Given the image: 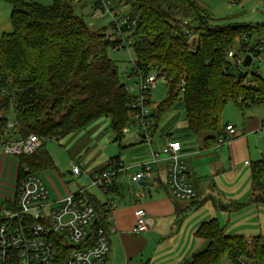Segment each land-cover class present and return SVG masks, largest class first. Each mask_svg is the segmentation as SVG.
<instances>
[{
	"label": "trees",
	"instance_id": "16d2710c",
	"mask_svg": "<svg viewBox=\"0 0 264 264\" xmlns=\"http://www.w3.org/2000/svg\"><path fill=\"white\" fill-rule=\"evenodd\" d=\"M74 1L52 0L45 5L4 0L11 7L12 30L0 35V136L15 140L34 135L42 140L36 153L18 158V182L25 168L38 175L57 170L46 148L48 141L59 142L107 117L115 141L120 142L133 115L126 83L109 58L115 43L107 41L104 33L110 25L92 30L74 13ZM102 1L109 2L116 14L127 8L137 21L132 35L135 68L145 75L156 72L166 82L167 97L150 114L151 124L145 131L149 136L178 107L185 113L189 132L206 133L205 143L215 145L226 135L229 124H224L223 115L228 104L243 118L251 108L264 104V80L258 73L235 72L228 57L232 49L251 53L254 48L245 37L263 36L264 24L211 27L210 15L197 0ZM102 1L94 3L93 12L103 9ZM240 72H244L242 78ZM181 81L185 82L183 93ZM10 108L15 133L5 118ZM113 160L115 164L100 171L118 169V158ZM263 174L264 160L252 168L254 192L263 189ZM92 200L99 216L96 229L109 227L101 200ZM184 217L178 214V222ZM196 236L205 247L185 264H222L226 258L240 264L244 256L264 264V238L250 242L229 236L215 220L201 225Z\"/></svg>",
	"mask_w": 264,
	"mask_h": 264
},
{
	"label": "crops",
	"instance_id": "0c3cea01",
	"mask_svg": "<svg viewBox=\"0 0 264 264\" xmlns=\"http://www.w3.org/2000/svg\"><path fill=\"white\" fill-rule=\"evenodd\" d=\"M8 6L1 10L6 12L5 18H0L1 34L12 30L7 16L11 7ZM249 112L251 117L241 129L231 122H224L234 125L238 132L230 143L221 146L217 143L207 145L208 134L194 136L188 128L182 129L185 130L183 134H180L182 130L178 132L174 128L177 137L172 136V129L164 130L162 138L165 141L161 140L156 148L151 144V138L157 132L150 134L151 138L143 132L138 139H129L126 133L131 130L127 129L119 142L115 141V134L110 129V119L102 117L61 140L67 169L59 168L61 157H52L59 167L52 170L58 177L48 182L51 188L53 186L54 195L43 182L49 191V200L57 202L88 185L87 180L81 179L74 190L67 182L60 191L54 187V183L65 181L62 178H74L72 169L75 165L80 166L84 175H91L115 164L113 159L118 158V164L125 170L118 173L114 190L109 195V199L117 204L112 213L116 231L110 236V253L105 264H185L193 254L203 250L205 243L196 233L201 225L212 220L217 221L229 236L246 240L264 238V201L255 200L257 197L264 199V174L263 189L254 192L252 188L253 165L264 160V128L260 135L257 133L264 120V104ZM173 141L182 144L181 153L196 192V198L190 202L175 199L168 188V162L162 151ZM148 142L150 151L146 150ZM153 153L156 162L152 163L149 178L137 182L136 173L142 164L152 160ZM18 168V158L0 154V212L14 199L12 191L16 192ZM139 209L146 211L153 224L146 233L135 236L131 231ZM178 214L185 215L181 222H178Z\"/></svg>",
	"mask_w": 264,
	"mask_h": 264
},
{
	"label": "built area",
	"instance_id": "2783aa9c",
	"mask_svg": "<svg viewBox=\"0 0 264 264\" xmlns=\"http://www.w3.org/2000/svg\"><path fill=\"white\" fill-rule=\"evenodd\" d=\"M102 1V0H101ZM233 5L236 0H232ZM103 9H98L92 15L96 19L111 16L110 26L104 35L109 42H114V51L132 47L133 33L137 21L129 13H114L110 11L109 2L102 1ZM263 36L245 40L254 50L245 54L232 49L228 52L232 70L243 67L246 56L251 57V64L264 63V27ZM127 76L126 89L131 96L130 107L133 115L143 128L144 132L151 124L150 103L151 91L161 78L156 72L145 75L135 68V63ZM185 82L181 81V93L184 92ZM264 120L257 131L261 134ZM8 129L17 131L15 125L8 123ZM234 125L226 126V135L218 138L217 145L230 143L237 135ZM4 136V137H3ZM0 136V154L11 157L33 155L42 145V140L34 135L26 138L8 140L6 135ZM182 144L173 141L163 148L167 167V184L169 191L177 200L191 201L196 192L182 156ZM156 162L153 153L152 160L140 166L135 175L137 182L149 178L152 163ZM103 170L91 175H84L79 165L72 169V175L88 181L87 186L67 195L57 202L49 200V191L38 174L25 168L23 175L16 186L13 201L5 205L0 212V264H105L110 253V236L116 231L113 225L112 213L117 204L109 199L110 189L115 185L118 173L125 168ZM99 191L103 199L96 196ZM97 197L105 211L109 227L97 228L99 216L92 198ZM152 220L144 209L136 212V222L131 233L139 236L152 227ZM250 241V240H249ZM240 264H254L248 257H241ZM259 264V263H258ZM263 264V263H262Z\"/></svg>",
	"mask_w": 264,
	"mask_h": 264
},
{
	"label": "rangeland",
	"instance_id": "374dc122",
	"mask_svg": "<svg viewBox=\"0 0 264 264\" xmlns=\"http://www.w3.org/2000/svg\"><path fill=\"white\" fill-rule=\"evenodd\" d=\"M31 2H38L41 4L49 5L52 4V0H26ZM97 0H75L73 4L74 13L81 17L87 25L92 30H100L102 28H105L106 26H109L112 20L111 16H107L105 18L101 19H94L91 15L95 13L93 12V5ZM197 2L200 4L201 7H203L208 15H210L211 19L209 20V25L211 27H225V26H231V25H249V26H259L264 24V0H237L236 4L233 5L232 0H197ZM8 5L4 2V0H0V18H5L6 12H2L1 10L3 8L6 9ZM9 7V6H8ZM122 11L127 14L128 9L124 8ZM8 20L10 19V14L7 15ZM7 19V18H6ZM11 28V26H10ZM1 35V33H0ZM109 58L114 61L116 67L118 68V73L120 75V79L122 82L127 84V76L130 74L134 61H135V54L132 49V47L124 48L119 51L110 50L109 51ZM245 73L255 74L258 73V75L264 80V63L261 65L254 64L253 68H243L242 69ZM235 72H237L235 70ZM151 104H150V110L152 112H155L156 107L158 104L163 102L167 97V87L166 82L164 79H159L157 82L156 87L151 91ZM3 116L0 114V118ZM251 117V112H247L245 118L242 117V115L237 111L235 106L233 104H228L227 107L224 110L223 115V121L224 122H231L237 126L238 129H241L244 125V123H247V118ZM5 118L8 120V123H14L15 121V114L13 108H10L9 112L5 115ZM252 120V119H251ZM249 121V120H248ZM186 121H185V113L182 111V109H178V107L174 108L171 112H169L166 116L163 117L162 121L159 124L158 129L156 130V135L149 136L151 138V144H153L154 148H156L160 141H165L164 138H162V133L165 130L168 132L169 129H172V136L177 137L178 132L182 129H187L185 127ZM168 125V126H167ZM167 126V127H166ZM166 127V128H165ZM174 128H177L175 131ZM131 130L129 133H126L129 139H138L144 132L143 128L140 126L137 119L134 117V115H130V121L128 124V128ZM128 131V130H127ZM165 132V133H166ZM183 134L185 130L181 131ZM138 137V138H137ZM61 141H48L46 148L49 151L50 155L53 158H62L61 166L59 167L61 170H66V158H65V151H63L61 146ZM150 142L147 143L146 150L150 151ZM117 148H119V145L117 144ZM56 162V161H55ZM57 167V166H56ZM57 167V168H58ZM65 174V173H64ZM58 177L54 175L52 171H46L42 175H40V178L42 181L47 185V187L50 189L51 194L54 195V189L49 186L48 182L51 180H55V178ZM62 177V176H60ZM82 178H72L67 179L66 177L62 180H65L64 182H56L54 183V187H58V190H62L64 187L65 182L68 183V186L71 190H74L77 187L78 183H81ZM66 184V183H65ZM94 191L96 196H98L100 199L102 195L99 191ZM15 194V190L12 191V198ZM101 199V200H102ZM6 206L8 204H5ZM252 240H250L251 242ZM205 247V246H204ZM222 264H233L229 259H224Z\"/></svg>",
	"mask_w": 264,
	"mask_h": 264
},
{
	"label": "water",
	"instance_id": "95a60500",
	"mask_svg": "<svg viewBox=\"0 0 264 264\" xmlns=\"http://www.w3.org/2000/svg\"><path fill=\"white\" fill-rule=\"evenodd\" d=\"M251 64V57L250 56H246L245 60H244V64H243V67L247 68L249 67ZM116 73V71H115ZM244 75V72H240L239 74V78H242V76Z\"/></svg>",
	"mask_w": 264,
	"mask_h": 264
}]
</instances>
